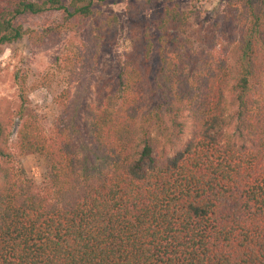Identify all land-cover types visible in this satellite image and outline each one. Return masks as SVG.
<instances>
[{
	"label": "trees",
	"instance_id": "16d2710c",
	"mask_svg": "<svg viewBox=\"0 0 264 264\" xmlns=\"http://www.w3.org/2000/svg\"><path fill=\"white\" fill-rule=\"evenodd\" d=\"M106 1L0 0V53L69 33L79 77L91 74L118 38ZM190 14L129 0L113 85L93 101L81 83L63 89L50 131L20 90L12 146L0 118V264H264V0H228L227 34L199 33L206 47ZM24 154L45 162L39 189Z\"/></svg>",
	"mask_w": 264,
	"mask_h": 264
},
{
	"label": "rangeland",
	"instance_id": "374dc122",
	"mask_svg": "<svg viewBox=\"0 0 264 264\" xmlns=\"http://www.w3.org/2000/svg\"><path fill=\"white\" fill-rule=\"evenodd\" d=\"M128 1L107 0L102 6L103 12L116 15L119 33L117 41L104 51L91 74L79 77V68L71 56L73 51L78 50L79 42L75 39L71 41L69 33L46 40L40 46H33L25 36L20 41L3 47L0 53V118L11 117V146L16 141V130L20 121L17 111L22 100L21 89L26 99L27 112L36 113L45 130L50 131L54 126V119L60 114L55 100L63 89H70L73 93L79 89L78 85L81 83V88L85 87L90 92L89 101H93L100 85L106 82L113 85L112 81L120 71L124 53L129 49L127 31L130 22L126 15ZM227 1L178 0L180 8L191 10L189 25L197 46H204L198 41L199 33L204 38H210L212 34L217 37L227 34L224 23ZM151 11L152 9L145 11L143 17L149 18ZM44 20L56 21L59 20V15H25L20 18L24 28L35 27ZM17 159L26 176L34 180L39 189L47 172L44 160L36 154L20 155Z\"/></svg>",
	"mask_w": 264,
	"mask_h": 264
}]
</instances>
